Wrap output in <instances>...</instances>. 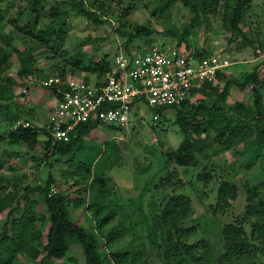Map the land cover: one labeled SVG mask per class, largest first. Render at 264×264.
Listing matches in <instances>:
<instances>
[{"label":"rangeland","instance_id":"obj_1","mask_svg":"<svg viewBox=\"0 0 264 264\" xmlns=\"http://www.w3.org/2000/svg\"><path fill=\"white\" fill-rule=\"evenodd\" d=\"M55 1L64 0L46 2L38 27L49 21L45 16ZM128 1L132 7L128 16H124V8L127 5L121 3V0L108 3L107 7L110 9L108 11L113 16H106L108 21L102 25L97 26L79 16L70 17L66 24L68 31L63 48L56 53H50L47 57L42 56L38 51L33 52L37 59L35 67L47 78L61 79L60 73L64 72L66 80L77 78L83 81H95L97 80L95 75L81 70L79 64L72 63L70 58L73 55L83 57L82 61L92 58L100 60L105 54H110L113 58L118 51L124 52V40L116 29L122 27L123 31H128L137 24L148 23L155 28V35L152 38L136 40L131 46L133 52L138 49L144 51L153 45L177 47L179 40L168 37L166 31L182 32L183 27L191 23L194 17L180 2L167 5L165 0ZM234 1L208 0V8L201 13V23L191 32L187 41L181 43L180 49L186 52L202 50L209 56L222 55L229 58L233 65L227 69V79H236L243 83V75L256 70L264 79V51L260 50L257 54L258 51L255 49L257 43L264 45V0H249L246 4V14L239 24L242 30L240 35L230 29L229 24V12ZM0 5L5 11V19L0 24L1 32L12 38L14 47L24 51L32 44L28 39L29 36L26 35L28 29L21 30V27L24 28L29 22L21 15L27 8V1L0 0ZM116 16L122 20L117 21ZM4 41L5 38L0 39V49L5 50ZM5 54L8 56V62L2 79L12 78L17 84L14 87L13 107L10 110L0 109V133L8 135L13 131V123L19 117L29 119L38 126L45 125L52 109L53 99L55 100V93L42 82L28 83L29 77L18 76L21 69L20 57L16 53L13 54L10 47H7ZM38 80L43 81L44 78L38 77ZM25 88L28 90L27 94L22 93ZM261 92L264 94V88ZM237 102H243L249 107L253 105L249 89L241 90L238 84H235L230 88L226 104L230 106ZM140 109L127 130H120L110 125L98 126L85 138L84 143L90 148L63 158L46 160L41 146L32 149L27 144L10 145L7 142L0 144V195L12 199L14 197L10 193H21L26 186H43L51 175L55 181L53 189L56 193H63L71 201L72 218L88 230L92 229L93 225L88 216L92 212H86L84 206L76 207L73 203L81 199L101 201V198L90 189L92 176L87 179V176H80L75 170L77 164L91 163V161L94 163L97 159L95 163L98 164L96 166L98 169L95 172H103L105 169L104 172L108 177L104 189L106 194L102 200L110 205L111 209L112 203L118 204L115 218L105 227L103 234L106 236L113 227L122 228L125 234L110 244H107L104 238L100 239L102 255L115 260V256L129 253L130 255L124 258L126 262L122 264H134L132 257H137L136 255L139 256L138 262L164 264L161 250L151 245L147 226L143 222L144 218L152 216L151 203L159 202L162 198L161 194L167 191L164 190L160 194L150 193L144 198L141 194L149 181L155 182L160 179L159 170L164 163L163 156L177 149L183 136L175 125L177 114L175 110L167 111L168 120L154 121L153 111L144 104ZM210 136V141L215 142L214 135ZM251 146L250 140L245 144L227 148L221 154L214 153L213 148H209L208 159L199 157L198 166L179 167L169 164L168 171L162 174L164 177L171 175L172 179L166 181L178 187L177 192L191 200L192 213L189 215V222L200 221L197 235L211 240L214 245H218L216 232L219 233L221 223H231L236 218L244 216L247 204L244 186L264 183V147L254 150ZM91 148L93 150H88ZM205 166L211 172V178L208 181L198 180L197 176L204 173ZM223 181L234 183L239 187L237 198L229 200L230 206H226V210L219 211L214 216L211 207L217 203V191ZM85 189L88 190L86 194ZM27 199L36 203L34 211L37 217H46L45 220H38L37 224L47 236L49 222L42 197L39 192H34L29 194ZM141 201L142 209L139 206ZM9 210L8 208L0 212V233L9 219L17 217L13 215L9 218ZM205 226L210 227V233L206 235L202 232ZM46 241L44 237V243ZM71 258L78 264H86L84 249L77 244L71 246L64 259H48L41 253L37 257L20 256L14 264H38V262L67 264Z\"/></svg>","mask_w":264,"mask_h":264},{"label":"trees","instance_id":"obj_2","mask_svg":"<svg viewBox=\"0 0 264 264\" xmlns=\"http://www.w3.org/2000/svg\"><path fill=\"white\" fill-rule=\"evenodd\" d=\"M26 1L27 8L21 15L29 22L24 25V28L21 27V30L28 29L26 35L29 36L28 39L32 41V44L21 51L13 46L12 38L2 33L1 30L0 39L5 38L6 49L10 47L11 52L20 57L21 69L18 76L29 77L28 83H43L50 79L35 67L37 59L33 52L38 51L42 56L47 57L50 53H56L63 48L68 31L66 24L70 17L79 16L98 26L108 21L106 16H113L108 11L110 9L107 4L114 0L55 1L50 3L48 14L45 16L49 21L38 27L43 8L48 0ZM165 1L167 5L180 2L194 15L192 22L186 24L182 32L166 31L168 37L179 40L177 47L180 48L181 43L186 42L191 32L201 23V13L208 8L209 2L208 0ZM248 2L249 0H235L229 12L230 29L238 32L239 35L242 32L239 24L246 14ZM121 3L127 5L124 8V16H128L132 11L130 2L121 0ZM116 17L119 22L123 19V15H121L122 19ZM4 19L5 11L0 5V24ZM12 22H16V20H12ZM116 30L124 40V52H122L129 56L148 49L146 48L144 51L138 49L133 52L131 46L136 40L152 38L156 33L150 23L137 24L128 31H123L122 27ZM6 49H0V109L10 110L14 105V87L17 83L12 78L2 79L8 62V56L5 54ZM255 49L264 51V45L257 43ZM119 53L120 51L116 55ZM192 53L195 57H209L208 53L202 50H194ZM113 58L110 54H105L100 60L92 58L82 61L83 57L79 55H73L70 59L75 65L79 64L78 67L81 70L95 75L97 80H102L112 72ZM60 74L61 79L66 80L65 73L61 72ZM38 77H42L44 80L39 81ZM227 78V74L220 72L216 81L205 83L199 91L200 95L195 103L187 102L180 107L164 109L149 108L154 115H159L160 119H164L163 121L168 120L167 111L175 110L177 113L175 125L178 126L183 136L179 147L163 156L164 163L159 170L160 179L155 182L149 181L141 194L144 198L150 193L160 194L164 190L167 191L161 194L162 198L159 202L151 203L152 216L144 218L143 222L147 226L151 245L157 246L161 250L164 264H264V183L244 186L247 202L244 216L236 218L231 223H221L219 233L216 232L218 245H214L211 240L203 239L197 235L200 221L189 222V215L192 213L191 200L178 193V187L176 188L166 181L172 179L171 175L162 176L164 172L168 171L169 164L179 167L198 166L200 164L199 157L208 159L209 148H213L214 153L221 154L227 148L245 144L250 140L252 149L264 147V94L261 92L264 88V79L260 77L257 70L244 74L243 83ZM235 84H238L241 90L249 89L253 99L251 107L243 102H237L230 106L226 104L230 88ZM58 86L60 85L53 84L47 88L55 93ZM2 101L5 103L2 104ZM138 113L136 110L132 119ZM23 119L30 121L26 118ZM98 126L101 125L96 122L81 125L71 134V140L67 143H53L52 139H48L49 133L41 127H37L35 130L20 129L11 131L8 135L0 133V144L5 142L10 145L27 144L32 149L41 146L44 151L43 157L49 161L51 158H63L90 148L84 143L85 138L89 136L91 130ZM210 135H214L215 142L210 141ZM108 147L106 146V148ZM96 161L97 159L94 163L91 161V163L77 164L75 173L87 176V179L92 176V188L90 189L100 196L101 201L81 199L73 203L76 207L84 206L86 212H92L91 215H88L93 225L92 229L88 230L72 218L71 201L63 193L52 191L55 181L51 175L43 186H26L21 193H10L14 197L12 199L5 197L6 195H0V212L9 208V218L13 215L17 216L12 220L9 219L0 233V264H14L20 256L37 257L41 253L45 254L48 259H64L74 244L80 245L84 249L86 264H116L115 262L122 264L126 262L124 258L130 255L129 253L119 254L113 260L103 256L100 251V239L104 238L106 243L110 244L125 234H123L122 228L117 227H113L106 236L103 234L105 227L114 220L118 204L112 203L111 209L110 205L102 200L106 194L104 189L108 177L104 172L105 169L103 172L100 171L101 173L95 172L98 169ZM204 170V173L198 175L197 179L208 181L211 178V172L207 166L204 167ZM178 180L180 182V178ZM238 190L239 187L234 183L221 182L217 191V203L211 207L214 216L219 211L226 210V206H230L229 200L237 198ZM34 192H39L44 202L49 222L47 236H45L42 227L37 224L38 220H45L46 217H37L34 211L36 203L27 199L28 195ZM87 192L88 190L85 189V194ZM12 203H14L13 206ZM142 205L141 201L140 209H142ZM202 232L205 235L210 233V227L205 226ZM44 237L47 239L46 243H44ZM136 256L132 257L134 264H148L138 262L139 256ZM122 259L124 260L122 261ZM38 264L42 263L38 262ZM67 264H78V262L71 258Z\"/></svg>","mask_w":264,"mask_h":264},{"label":"built area","instance_id":"obj_3","mask_svg":"<svg viewBox=\"0 0 264 264\" xmlns=\"http://www.w3.org/2000/svg\"><path fill=\"white\" fill-rule=\"evenodd\" d=\"M258 53L260 51L258 50ZM233 63L222 55L195 57L178 47L151 46L131 56L119 53L113 58L112 72L102 80L83 81L50 78L42 84L58 86L49 120L38 126L19 118L13 131L45 129L53 143L69 142L81 125L96 122L127 130L136 110L180 107L195 103L205 83L216 81L220 72L227 74ZM27 94V88L23 89ZM160 116L154 115V121ZM56 193L55 189L52 190Z\"/></svg>","mask_w":264,"mask_h":264},{"label":"crops","instance_id":"obj_4","mask_svg":"<svg viewBox=\"0 0 264 264\" xmlns=\"http://www.w3.org/2000/svg\"><path fill=\"white\" fill-rule=\"evenodd\" d=\"M54 102H55V100L53 99V104H54ZM53 104H52V106H53ZM52 110V109H51ZM50 114H51V111H50V113H49V115H48V119H47V121L49 120V116H50ZM47 121L45 122V124L47 123Z\"/></svg>","mask_w":264,"mask_h":264}]
</instances>
